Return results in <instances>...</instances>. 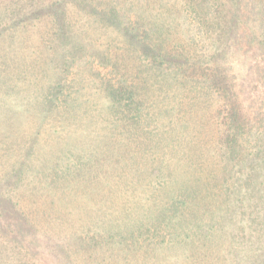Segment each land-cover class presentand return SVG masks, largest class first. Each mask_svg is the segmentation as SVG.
Masks as SVG:
<instances>
[{"label": "trees", "instance_id": "16d2710c", "mask_svg": "<svg viewBox=\"0 0 264 264\" xmlns=\"http://www.w3.org/2000/svg\"><path fill=\"white\" fill-rule=\"evenodd\" d=\"M20 93L37 131L0 180V264H264V0H0V98ZM36 140L57 142L40 188L100 164L109 219L40 223Z\"/></svg>", "mask_w": 264, "mask_h": 264}, {"label": "rangeland", "instance_id": "374dc122", "mask_svg": "<svg viewBox=\"0 0 264 264\" xmlns=\"http://www.w3.org/2000/svg\"><path fill=\"white\" fill-rule=\"evenodd\" d=\"M24 106L23 94H19L16 104L13 103L11 106L9 104L5 105L0 98V180H3L8 172H10L11 168L15 165H18V156L24 154L27 146H30V139H24L25 133L35 132L36 129L25 128L22 129L16 123L19 119L20 124H27L28 122L24 120L23 113L21 112V107ZM24 120V122H22ZM22 122V123H21ZM57 142H41L36 140L34 145V154L35 156L32 158L30 167L27 172L28 179V187H27V196L26 199L28 201L33 198H38L36 195L32 197V194L35 193V190H42L39 193L45 194L47 193L43 189L51 190V195H44L43 199H51L53 200V207L51 210L55 215L57 214L56 220L53 223L50 220L45 222H40L43 226H46L49 229H54L56 227V231H76L79 232L82 230V227L85 226L87 215L92 216V218H110V212H106L104 209L105 204L111 194L110 192H105V189H111L107 187H99L97 186L102 178V173L100 171V164L96 162H91V166L89 168V173L82 174L77 179H73L69 181L66 186L56 187L53 192V188L46 187L40 188L39 184L46 185V183L39 179L36 175L38 165L43 162L45 159H41V162L38 156H44L50 149H53L56 146ZM61 144V143H60ZM63 146H68L67 144H62ZM38 155V156H37ZM17 157V158H16ZM21 158V157H20ZM110 167V166H109ZM105 168V165H104ZM100 171V172H99ZM95 175L96 178H91ZM89 176V178H87ZM86 178V179H85ZM54 183V182H53ZM59 186V185H58ZM35 189V190H34ZM87 189L86 192L75 195L77 190ZM38 192V191H37ZM48 208V202H47ZM29 218L31 221L35 218V220L41 216V211L37 205L31 203ZM50 211V208L48 209ZM64 212L66 214V218L62 219L58 217L59 213ZM104 216V217H100ZM40 220H43L41 218ZM95 221V220H94ZM47 224V225H46ZM50 230V231H53ZM55 232V231H53Z\"/></svg>", "mask_w": 264, "mask_h": 264}]
</instances>
